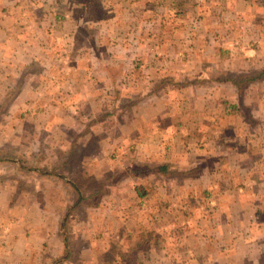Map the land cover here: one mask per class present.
Listing matches in <instances>:
<instances>
[{"label":"crops","instance_id":"0c3cea01","mask_svg":"<svg viewBox=\"0 0 264 264\" xmlns=\"http://www.w3.org/2000/svg\"><path fill=\"white\" fill-rule=\"evenodd\" d=\"M263 70L264 0H0V165L71 148L96 179L150 167L128 177L144 196L112 191L141 200L115 227L142 261L258 264ZM29 198L1 168L0 264H71L65 204L50 222Z\"/></svg>","mask_w":264,"mask_h":264},{"label":"rangeland","instance_id":"374dc122","mask_svg":"<svg viewBox=\"0 0 264 264\" xmlns=\"http://www.w3.org/2000/svg\"><path fill=\"white\" fill-rule=\"evenodd\" d=\"M26 121L27 120L24 119V123ZM93 152L94 154L96 153L95 149H93ZM41 153L45 156L46 161L51 162V151H39V153L36 155L27 156L26 154H24V156L25 158H33L40 156ZM74 162H79V166L76 167L74 164V166L71 168L72 170L66 171L64 168L62 171L56 170L55 172H60V174H63L65 176H72V179L77 181V184L80 186V189L87 196V194H90V190L94 186L92 183L93 178L88 176H93V173H96V171L92 170V173H90V168L86 165H83L77 157H75ZM41 165H43V163ZM30 167H27L26 170H28V168ZM126 168L127 167H122L120 170H125ZM112 170L113 169H111L110 166H105V169L103 171L111 172ZM117 171L118 170L114 172ZM84 173L87 174L86 177L84 176ZM30 177L31 180H27V182L23 184V188L32 189L34 190L35 194H32L30 192H28L27 194H23L30 197L29 199L32 200L33 203H37V205L39 204V206L44 211H46L47 214L41 212L42 217H45L46 220L47 218H50L51 222V209H53L51 208V206L54 204L53 201L56 204L60 203L61 206L65 204V207L68 210L69 205L75 200V190L70 186L64 184L61 180L60 182L58 178H54L52 180L50 175H43L42 177H39L35 174L30 175ZM128 179L123 181L122 183L125 185L124 190L127 192L128 190L139 186V184H136L135 182H130L131 179H129L130 181ZM51 181H53L54 183H52L53 187L59 186V189H61V194H63L66 199L63 198L61 200H53L51 198ZM30 183L32 184L33 188L30 187ZM62 185H64V188H62ZM116 187L117 186L111 188L109 194L105 196L104 199L101 201L100 206L96 208H88L84 204L81 207H78L75 211L76 213L69 218L70 221L68 225L69 227L67 226V233L71 235L72 238L71 250L72 259L74 260L71 264H154V261L151 260L150 262L148 260L142 261L144 259L143 256L146 255L145 253L149 250V248L138 244V242H141L143 240V234L141 232L136 234L138 239L141 241L135 240L136 236L133 233L132 240L129 239V237L127 236L129 234L127 231V222H124V226L121 225L120 230H122L121 232H124L125 234L123 233L122 238L121 236L120 238L117 237L119 235L116 233H118L119 231H116L115 227L118 223L116 216L119 215L120 218H123L126 221L129 220L133 223V220L128 219L127 217L130 210L129 208L131 206L139 207L141 200L139 198L134 199L133 197H130V199H128L127 195H123L121 196V199H119L117 195H113L112 193V191ZM53 191L55 190L52 188V192ZM69 192H71L72 195ZM118 203L120 205H118ZM116 207H120L121 210L117 213H113ZM101 212L103 213L100 214ZM112 218L116 220H112ZM180 218L183 219V217H181L180 215L177 216L178 220H180ZM59 220H61V223H63V217L61 215H59ZM140 222L143 223V221L141 220ZM157 248L158 245H156L155 249ZM165 249L166 252L174 253V251L178 250L179 247L171 245ZM92 257L95 258L94 261H92ZM163 264H170V261H166Z\"/></svg>","mask_w":264,"mask_h":264},{"label":"trees","instance_id":"16d2710c","mask_svg":"<svg viewBox=\"0 0 264 264\" xmlns=\"http://www.w3.org/2000/svg\"><path fill=\"white\" fill-rule=\"evenodd\" d=\"M264 77V70L261 74ZM256 81V78L248 79L247 81H241L250 83ZM241 84V83H240ZM239 86V85H238ZM245 89V87L243 88ZM105 112V111H104ZM110 114V113H109ZM107 116V115H106ZM76 152H74V149H68V151H58L56 152V160L52 164L51 162L46 161L45 156L41 153L40 156L33 157V158H25L24 155L20 154L16 150L8 149L6 151H2L1 154H4L7 158L4 162H6L7 166H1L3 171L6 174V177L11 178L13 182L16 184L17 188L22 193H34V190L32 189H24L23 184L27 182V180H31L30 175L35 174L39 177H42L43 175H50L51 179L58 178L60 181H64V183L71 188H73L76 192L75 194V200L69 205L67 213H65L63 220L65 221V226L69 223V218L72 217L76 212V209L78 207H81L82 205H86L88 208H96L100 206L101 201L104 199L105 196H107L111 190L112 187L118 185L119 183H122L123 181L127 180L130 176H142L147 175L155 171L152 170V168L147 166H133V167H127L125 170H118L117 172H113L105 176L101 179H96L93 176L92 177V183L93 188L90 190V194L87 196L82 192L80 189V186L77 184V181L72 179V176H65L63 174H60V172H55L56 170L62 171L64 168L65 170H72L71 168L74 166L78 167L79 162H74L75 157L78 155H75ZM84 153L82 152L81 160ZM21 156V157H19ZM18 161V163L16 162ZM46 161V162H45ZM81 162V161H80ZM43 163V165H41ZM31 166V167H30ZM27 167L28 170H26ZM160 170L164 171V168H160ZM159 171V168H158ZM86 173H84V176ZM87 176V175H86ZM85 176V177H86ZM66 179H69L70 181L67 182ZM30 187L33 188L32 184L30 183ZM137 193L139 196H144V187L138 186L136 188ZM69 236V234H68ZM72 250L71 247H67V255L66 258H69L71 260ZM258 264H264V257L261 258V262Z\"/></svg>","mask_w":264,"mask_h":264},{"label":"built area","instance_id":"2783aa9c","mask_svg":"<svg viewBox=\"0 0 264 264\" xmlns=\"http://www.w3.org/2000/svg\"><path fill=\"white\" fill-rule=\"evenodd\" d=\"M135 44V43H134Z\"/></svg>","mask_w":264,"mask_h":264}]
</instances>
